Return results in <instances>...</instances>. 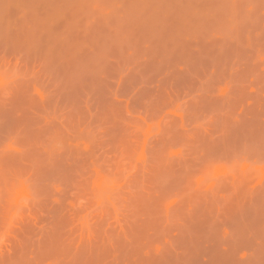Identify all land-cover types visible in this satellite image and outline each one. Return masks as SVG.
Here are the masks:
<instances>
[{
  "label": "rangeland",
  "instance_id": "374dc122",
  "mask_svg": "<svg viewBox=\"0 0 264 264\" xmlns=\"http://www.w3.org/2000/svg\"><path fill=\"white\" fill-rule=\"evenodd\" d=\"M8 66L0 264H264V0H0Z\"/></svg>",
  "mask_w": 264,
  "mask_h": 264
},
{
  "label": "snow or ice",
  "instance_id": "6c2138e0",
  "mask_svg": "<svg viewBox=\"0 0 264 264\" xmlns=\"http://www.w3.org/2000/svg\"><path fill=\"white\" fill-rule=\"evenodd\" d=\"M12 74L13 72L10 66L0 69V85H3V86L10 85ZM172 147L174 149H177V148H181L182 145L180 143H177V144H174ZM208 162L210 164H214L215 160L212 158H209ZM260 163L264 164V160H261Z\"/></svg>",
  "mask_w": 264,
  "mask_h": 264
}]
</instances>
